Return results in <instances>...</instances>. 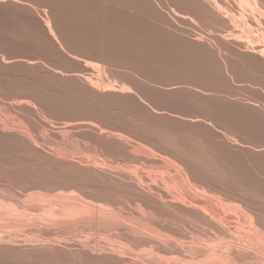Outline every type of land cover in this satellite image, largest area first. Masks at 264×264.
Segmentation results:
<instances>
[{
    "label": "bare ground",
    "instance_id": "obj_1",
    "mask_svg": "<svg viewBox=\"0 0 264 264\" xmlns=\"http://www.w3.org/2000/svg\"><path fill=\"white\" fill-rule=\"evenodd\" d=\"M252 1L255 7L259 8L262 6V4L261 6H259L260 4L259 2H262L264 0H252ZM237 2L239 3L240 6H246L250 4L249 0H237ZM213 6L215 12L213 16L217 17L218 15L217 17L218 19L225 18L226 16L225 13L227 14L229 13L228 11L226 12V10L230 9L229 8L230 4H228L225 0L224 1L221 0L220 2L214 1ZM223 8L226 9L224 10L225 11L224 13L221 12V9ZM260 9H262V12H264L263 7H261ZM35 12L38 14L37 11ZM170 12H172L174 15L175 14L178 15L173 8H170ZM230 15L228 14V16ZM258 16L260 17V15ZM182 17L183 16H181V18ZM227 17L225 19L228 21L229 19ZM232 17H235V13H233V11H232ZM6 20H4L3 18L0 19V35H3L2 32L9 29L11 25ZM47 21H49V19ZM229 23H232V21L230 22L229 20ZM245 25L247 26L246 23ZM46 28L48 30L47 33H49V35H51L56 40L57 43L58 39L56 37V30H54L55 31L54 33L52 29L53 27L50 26L49 22L46 25ZM57 33L59 36L58 31ZM95 36L97 35L95 34ZM81 38H78L80 40L79 43L85 42V38L82 39ZM59 39H60L59 41L61 42V38ZM88 40L89 39H87V41ZM248 40L249 38L247 39V41ZM89 41L87 43L88 44L87 46L90 47V49H92L96 54H98L99 58L100 56H102V58L109 56L110 51L108 52L107 50H105V48L99 47L100 45L98 46L97 42H91L92 43L91 44L89 43ZM241 41L242 40H240L239 38V42ZM247 41H243V42L247 43ZM60 42H58L59 45L56 44L60 47V48L58 47L59 49H61L63 46L62 43ZM84 45L86 46V43ZM47 48L49 49L50 47ZM83 48L88 53L92 52V50L90 51L89 48H85V47ZM259 51L262 50L260 49ZM23 52L25 53V50ZM15 53L14 55L8 54V56L3 59L4 61L0 63V81L17 82V84L20 83L22 84V86L24 85L25 88L27 87L28 91L29 90L31 91L29 92L26 91L25 93L22 92L23 95L19 97L20 99L19 98L14 99L15 101L13 103L4 102L2 101V99H0V251L1 252L14 251L15 253H18L19 251H24V252L27 251V255H28V251L30 252L47 251L48 253H51V255L50 254L49 255L53 256L55 260L56 259L59 261L66 260L71 264H264V204L260 203L264 201H261V199L259 198L260 194L258 197H256V194H253L252 190L249 191V192L252 191L251 193H248V189H246L247 192L246 191L242 192L244 188L243 189L241 187H240L241 189L239 188L240 185L239 174H237L234 170L231 169L233 165L231 167L229 166L230 165L229 162H226L227 158H225L226 160L224 159L225 155L222 156L224 159L223 160L221 158V155H218L217 150L213 151L214 148L213 150H211V148L207 149L208 147H204L207 149L208 152L205 156H207V159H209L212 163H214V167L216 171L219 172V173H214L211 171V167L207 164L208 162L206 163L205 161H202L203 163L200 164L197 163L198 160L195 161L196 160L194 159L195 156L193 157L194 160H192V158H189L188 155H187L188 157L183 155L184 151L181 154L180 152L182 151L179 152L177 148L182 149L181 147L182 145L174 146L175 142L171 147H169V145L167 147H163V145L161 146V144H159V141L156 142L154 138L147 137L146 139L145 137L147 142L143 141V143L145 142L149 144V146H151L150 148L153 147L155 149V152L152 149H150L151 150L150 151L149 149L147 150V148H145L146 145L144 146L142 142H141L142 145H140V143H136L132 141L127 142L121 139L120 134L110 132L106 130V128H103V126L101 127L97 125L95 122L90 121L89 119L83 120V118L82 120L79 119L76 121L74 120L72 122L68 121L62 123L60 126V130L64 131V133L65 132L68 133L69 135L77 131H83L85 133L87 132L88 133L87 135H85V133L82 132L81 133L85 136H88L89 134L92 135L94 137L95 142L97 143V145L100 147L101 150L99 151L95 150L94 148H92L93 145L92 147L90 146L87 147L83 143L84 145L82 144V146L80 145L74 146V144L73 145L68 143L66 144L65 141L64 143H62V141L59 142V140L58 141L56 140L53 143L54 146V149L52 150L53 152L48 153L41 148V146H43L44 144V139L41 138L39 136L40 134L37 133L38 129L43 130V128H45L48 125V123L39 118L34 107L32 106V103L37 102L41 104L42 99L45 100L46 102L47 101L49 102L52 101L57 103L61 102L62 98H64L62 97L61 93H63L64 91L61 92L58 87L60 86L63 87V85H62V81L60 80L61 77L58 78V76H56V74L60 72L59 71L60 69L58 70L55 68L48 69L45 67H40L41 65L38 66L36 64V62L38 63V61L35 62L33 59L25 55L26 53L25 54L23 53L22 56H21L22 53L20 54V56L18 54L16 56ZM95 53L89 55L93 56L95 55ZM76 55L75 56L70 55L71 59L72 57L74 59L79 58L80 55L77 57ZM258 57H262V59L264 58L262 52L260 54L258 53ZM84 58L81 59L80 56L79 60L81 61L83 60V62H85V65L87 66L90 65L91 64V63L89 64L90 61L89 62L85 61L87 59ZM3 63L7 65H3ZM71 64H73L72 61ZM33 66L35 67L37 66V71L40 68L39 71L36 72V74H34L35 72L34 70L33 73H29V72L21 73L20 77L18 76L19 74L18 75L15 74L17 75L16 78L13 72L11 73V71L9 70L11 68H14L22 71L24 70L27 71V69L29 70V67H31L32 69ZM7 68H9L8 69L9 71L7 70ZM60 68L62 69V67ZM30 72H32V70ZM90 76H92V74ZM107 80L108 82L105 81L107 82V84L103 82L106 85L104 86L101 85L103 91L105 88L110 89L113 87V90L117 89L114 88V86L108 84L110 79ZM10 86H12V84ZM125 87L123 88L121 87V89L124 92L126 91L132 92L131 88L129 87L125 88ZM120 90L117 89L115 91H120ZM0 92H1L0 98L3 97L4 99L5 97L4 100L7 99L8 101V98L12 96V95L9 96L10 93L8 95L7 92L4 94H2L3 91ZM71 92H73V90ZM107 93L109 94V92ZM6 94L8 95V98L5 96ZM78 95L80 96L81 94ZM79 96H77V98ZM80 97L83 96L81 95ZM95 98L96 97H94V99ZM106 98H108V96ZM104 100L105 99L103 98V101ZM204 100L206 101L205 98ZM98 101L102 106L104 105L105 107H111L110 105H108L106 101L103 102L100 99V97L98 98ZM140 101L142 102V100ZM111 109H118V108L111 107ZM111 109L109 111H111ZM91 112L94 113L95 111L94 110L89 111V113ZM127 114L129 116L130 113ZM105 116L107 117V115ZM131 116H132L131 119H134L136 121L138 120V122L139 121L142 122L146 119L143 112L142 113L133 112ZM233 117L235 116L233 115ZM146 122L145 124H143V127L147 129V131H150L149 129L152 128V126L146 124ZM142 137L140 140H145L144 138L142 139ZM54 138L59 139V136L56 134ZM185 145L186 144H184V146ZM202 145H200V147ZM149 146L147 145V147ZM215 149H217V147H215ZM139 150L146 152H144L143 154L142 153L136 154ZM182 150L186 151V149H182ZM219 151L221 153V150ZM253 176H255L254 172L247 173V177L253 178ZM257 198L260 200L258 201ZM184 221L194 222L197 225H200L201 227L200 226L197 227V228L200 227L199 230L193 229V231L195 230V232L192 233L193 232L192 231L191 235H188V233L183 234L177 229V225H179V223ZM33 254L34 256H36L35 254H37V252ZM30 255L31 254H29V257H32ZM41 256L39 260L42 259ZM50 256L49 258H51ZM47 257L48 256H46L45 258ZM33 258L35 259V257ZM54 259L53 260L51 259V261H55ZM36 260H37V256L35 261Z\"/></svg>",
    "mask_w": 264,
    "mask_h": 264
},
{
    "label": "rangeland",
    "instance_id": "obj_2",
    "mask_svg": "<svg viewBox=\"0 0 264 264\" xmlns=\"http://www.w3.org/2000/svg\"><path fill=\"white\" fill-rule=\"evenodd\" d=\"M38 1L35 0H31V2L30 0L0 1V19L2 18L4 20L7 19L6 21H8L11 24L9 29L3 31L2 32L3 35H0V61H1L0 63L4 61L3 59L7 57L8 54L14 55V53L16 52L15 53L16 56L17 54L20 56L21 53L22 56L24 53L23 51L25 50L26 54L25 53L24 54L27 55L29 58L33 59L35 62L38 61V63L36 62L38 66L41 65L40 67H45L48 69L51 68L52 69L55 68L58 70L60 69L59 73L61 75L58 73L56 74V76H58V78L61 77L60 80L62 81V85H63V87L60 86L61 88L58 87L61 92L64 91L63 93H61L62 97H64L61 100L62 103L61 102L57 103L52 101L46 102L43 99L41 102V104L43 105L37 102L32 103V106L34 107L39 118L48 123L47 125L48 127L46 126L45 128H43V130L38 129L37 132L38 134H40L39 136L44 139V144L43 146H41V148L44 149V151L48 153H52L53 152L52 150L54 149L53 143L56 140L57 141L59 140V142L62 141V143H64L65 141L66 144L67 143L71 145L74 144V146H79V145L82 146V144L84 143L87 147L89 146L92 147L93 145L92 148H94L95 150L97 151L101 150L100 147L95 142L94 137L92 135L89 134L88 136H85L88 134L87 132L85 133L83 131H77L69 135L68 133L66 132L64 133V131L60 130V126L64 122H68V121L72 122L74 120L76 121L79 119L82 120V118L83 120L89 119L90 121L95 122L97 125L101 127L103 126V128H106V130L110 132L120 134L121 139L127 142L132 141V142L140 143V145H142L143 141L147 142L146 141L147 137L154 138L156 142L159 141V144H161V146L163 145V147H167L168 145L169 147H171L175 142L174 146L182 145L181 146L182 149H186L185 151L182 150L181 148L180 149L177 148L179 152L182 151L180 152L181 154L184 151L183 155L185 156L188 155L189 158H192V160L194 159H196L195 161L198 160L197 163L200 164L203 163L202 161H205L206 163L208 162L207 164L211 167V171L214 173H219L216 171L214 167V163H212L209 159H207V156H205L208 153L207 149L211 148V150H213L214 148L213 151L217 150L218 155H221L222 159H223L222 156L225 155L224 159L227 158L226 162H229L230 164L229 166L231 167L233 165L231 169L234 170L237 174H239V184H240L239 188L240 187L242 189L244 188L242 192L243 191L247 192L246 189H248V193H251L253 191V194H256V197H258L260 194L259 198L261 199V201H264V194H263L264 193V127H261V125H264V112L259 107H256L253 104H250L248 102L243 103L239 101V77H238L239 65L240 67H242L241 64L242 60H246V59L250 60L253 58H257L258 53L260 54L261 52L264 55V12H262V9H260L261 7H263V11H264V1L259 2L260 3L259 6H261V4L262 6L257 8L255 7L252 0H249L250 4L246 6H240L237 0H225L228 4H230L229 7L230 9L226 10L223 8L221 9V12L224 13L225 12L224 10H226V12L227 11L229 12L228 13L229 15L231 13L230 16H228V14L225 13L226 14L225 18L228 16L227 18L230 20V22L232 21V23H229V20L227 21L225 18L223 19L219 18L221 19L219 20L217 18L218 15L217 17L213 16L215 13L213 2L214 1L220 2L221 0H184V1L183 0H177V1L176 0H155V1L154 0H139V1L138 0H131V1L130 0H118V1L117 0H38ZM251 6L253 9L251 8ZM170 8H173L178 15L176 14L174 15L172 12H170ZM35 11H37L38 14ZM232 11L233 13H235V17H232ZM257 13L258 15H260L261 18L257 15ZM181 16L183 17L181 18ZM46 18H48L49 21H47L48 19ZM150 19L152 20V22ZM48 22L50 26L53 27L52 28L53 31L56 30V37L58 39L57 43L56 40L51 35H49V33H47L48 30L46 28V25L48 24ZM256 22L259 24H257ZM245 23L247 24V26L245 25ZM208 25H210L211 27ZM131 30H133L134 32ZM57 31L59 32L60 37L58 36ZM95 34L97 36H95ZM81 36L82 38H85V42H82L83 44L79 43L80 40L78 38H81ZM58 37L61 38V42L59 41L60 39ZM74 37L75 38L78 37L77 39L79 41ZM113 37L116 39H114ZM247 37L249 38L248 41H247L248 39ZM239 38L240 40H242L241 42L247 41V43L239 42ZM87 39L90 40V41L88 40L89 43L97 42L98 46L100 45L99 47L105 48V50H107L108 52L110 51L109 56L102 58V56L99 55L101 58L100 59L98 57V54H96L92 49H90V47L87 46L88 45ZM75 40H77L78 42ZM58 42L62 43L63 45L61 48L62 50L59 49L60 47L58 46L59 45ZM85 43L87 47L84 45ZM126 46L129 48H127ZM47 47L50 48L48 49ZM83 47L89 48L90 51L92 50L93 53L86 52V50H84ZM260 49L262 51H259ZM66 50L72 53L67 52ZM67 53L74 56L77 54L76 57L80 55L81 59H83L87 54L84 59H87L85 61L88 62L90 61L89 64L90 63L91 64L88 66L85 65V62H83V60L82 61L79 60L80 56L77 59L76 58L74 59L73 57L71 59L70 55ZM94 53L96 56L89 55ZM68 56L70 59L68 58ZM71 61L73 64H71ZM3 65H7V64L3 63ZM85 66L88 68H86ZM60 67H62V69ZM33 68L31 69V67H29V70L30 71L32 70V72H30L28 69L27 71L25 70L22 71L19 69L7 68V70L9 69L11 73L13 72L14 75L19 74L18 76L20 77L21 73H27V72L33 73L35 70L34 74H36V72H38L40 69L38 67L39 69L37 71V66L36 67L33 66ZM91 74L92 76H90ZM17 75H15V78L17 77ZM240 75L241 78L244 75L247 76L250 80H254L255 82H258V80L260 79V76L257 74L251 75L248 74L247 72H245L244 74L241 72ZM107 79H110L108 84L114 86V88L120 90L121 87L123 88L126 86L131 88L132 92L129 91L130 92L129 93L128 91H126L127 92L126 93L122 89H121L122 91L121 90L115 91L117 89L113 90V87L110 89L105 88L103 91L102 86L107 84L108 82ZM103 82H105L106 84ZM11 84L13 87L10 86ZM26 89L27 87L25 88L24 85L22 86V84L20 83L17 84V82L0 81V91H3L2 94L7 92L8 95L10 93L9 96L16 95L15 97L12 96L9 97L10 98L9 99L8 95L6 94L5 96L8 98V101L7 99L4 100L5 97L3 99L2 96H1L2 98L0 99H2V101L4 102L13 103L15 101L14 99L16 98L18 99L19 97H21V95H23V93L28 91V89L27 90ZM72 90L74 94L73 92H71ZM107 92H109V94ZM71 94L73 95V97ZM78 94H81L83 97H80L81 95L79 96ZM96 94L98 98L100 97L102 101L103 98L105 99L103 102L106 101L108 105H110L112 108L114 107L118 109H111V107H105L104 105L102 106L99 103ZM244 94L249 97V100L257 99L256 91L250 87H247L244 92L242 91V89L240 90L241 97ZM77 96L79 97L77 98ZM107 96L108 98H106ZM94 97L96 98L94 99ZM139 97L142 99H140ZM203 97L206 99V101L204 100ZM139 99L142 100V102ZM148 105L152 108H150ZM103 107H105L106 109ZM91 109L94 110L95 112L89 113V111H92ZM110 109L111 111H109ZM132 111L134 113L143 112L146 117V119L142 121L144 123H142L141 121L138 122V120L136 121L134 119H131L132 117L131 114H133ZM127 113H130L129 116ZM105 115H107V117ZM233 115L235 117H233ZM140 122L142 123V126ZM145 122L146 124L152 126V128L149 129L150 131H147V129L143 127V124H145ZM81 132L85 133V135H83ZM44 134L47 136H45ZM52 134L54 135V137L57 134L59 136V139L54 138ZM141 137L142 139L143 138L145 139L146 137V139L140 140ZM145 142L143 143L144 146L146 145L145 148H147V150L152 149L155 152V149L153 147L150 148L151 146H149V144ZM184 144L186 145L188 144L187 147L186 145L184 146ZM51 145L53 146V148ZM147 145L149 147H147ZM200 145L202 146L200 147ZM214 146L217 147V149H215ZM204 147H208V148L206 149ZM253 148L256 150H254ZM219 150H221V153ZM144 152L146 151L139 150L136 154L138 153L143 154ZM194 156L195 158L193 159ZM249 172H254L255 176H253V178L247 177V173ZM250 190L252 191L249 192ZM260 199L257 198L258 201ZM260 203L264 204V202H260ZM185 222L187 221L181 222L179 223V225H177V229L183 234L188 233V235H191L192 233L195 232V230H199V228L201 227L200 225H197L194 222H189V221L187 223ZM198 226L200 227L197 228ZM193 229L195 230L193 231ZM10 252L0 251V264H56L59 261L57 259L55 260L53 256H50L51 253H48L47 251L46 252L32 251L33 253L37 252V254H35L37 256L36 261H35L36 256H34V254L30 251H28V255H27V251L26 252L19 251L20 253L19 252L15 253L14 251H10ZM29 254H31L30 256L32 257H29ZM42 254L44 255V257ZM40 256L42 257V259H40L41 261L39 260ZM46 256L48 257L45 258ZM49 256L51 258H49ZM33 257H35V259ZM51 259L52 260L54 259L55 261H51ZM59 262L57 264H68V263L71 264L66 260Z\"/></svg>",
    "mask_w": 264,
    "mask_h": 264
},
{
    "label": "crops",
    "instance_id": "obj_3",
    "mask_svg": "<svg viewBox=\"0 0 264 264\" xmlns=\"http://www.w3.org/2000/svg\"><path fill=\"white\" fill-rule=\"evenodd\" d=\"M241 64L242 67H240L239 65V101L243 103L248 102L253 105L255 104L256 107H259L264 112V58L262 59V57H257L250 60H242ZM241 72L243 74L245 72L251 75L257 74L260 76V79L258 80V82H255L254 80H250L247 76L244 75L241 78ZM247 87H250L256 91L257 99L249 100V97L245 94L242 95V97L240 96V90L242 89V91L244 92ZM256 87H258L259 89ZM262 126L264 127V125H261V127Z\"/></svg>",
    "mask_w": 264,
    "mask_h": 264
}]
</instances>
